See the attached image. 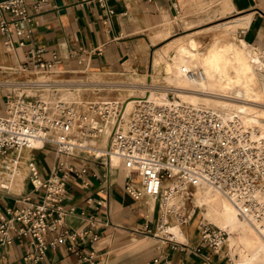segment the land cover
I'll list each match as a JSON object with an SVG mask.
<instances>
[{"label":"built area","instance_id":"built-area-1","mask_svg":"<svg viewBox=\"0 0 264 264\" xmlns=\"http://www.w3.org/2000/svg\"><path fill=\"white\" fill-rule=\"evenodd\" d=\"M107 0H97L108 16L114 11ZM49 0H0V35L6 52L14 46L23 48L22 59L16 65H1L7 73V83L0 91V162L11 151L40 149L50 146L55 163L45 177L33 161L28 159V179L33 192L40 193L35 202L23 207L7 208V217L0 218V245L9 244L14 236H26L32 246L22 259L24 264H38L46 250L65 239L96 233L87 227L68 231L64 217L76 213L66 204L67 182L71 174L83 177L88 160L104 156L101 162L108 167L111 157L117 158L125 173L124 191L134 200L156 201L157 217L154 227L145 222L134 232L155 236L168 243L171 249L201 254L203 249L219 254L227 245V232L204 219L197 223L194 243L176 239L169 228L189 221L193 214L190 203L193 188L205 182L219 191L245 220L264 222V197L257 192L264 189V140L257 129L244 122L237 113L228 116L199 104L166 98L157 102L139 97L132 109L124 114L121 105L101 103L70 95L74 87L60 77L55 63L57 56L44 57V49L33 41L31 20ZM179 9L178 4H174ZM264 53V52H261ZM189 78H202L198 67H181ZM65 80V81H64ZM64 85V86H63ZM110 125L108 145L103 154L85 148L91 140ZM94 149V147H92ZM74 162L79 164L76 169ZM7 166L0 163V175ZM135 173L137 180L130 179ZM100 189L107 194L111 184L109 171L102 175ZM27 196L25 200H29ZM90 200V198L88 199ZM99 204L102 200L98 201ZM83 214V210L78 211ZM93 224L92 216L88 218ZM181 230V229H180ZM47 233L53 236L45 239ZM230 262L227 251H223ZM83 256V259H89ZM207 264L209 256L204 253ZM168 264L157 256L150 264Z\"/></svg>","mask_w":264,"mask_h":264},{"label":"crops","instance_id":"crops-1","mask_svg":"<svg viewBox=\"0 0 264 264\" xmlns=\"http://www.w3.org/2000/svg\"><path fill=\"white\" fill-rule=\"evenodd\" d=\"M230 1L231 12L238 14L233 20L242 19L246 23L241 37L256 51L264 52V0ZM106 3L114 11L110 16L97 0H49L41 11L33 14V41L44 49L46 59L53 53L57 56L55 66L61 70L60 77L111 74L126 68L138 71L149 67V32L161 26L164 18L178 12L174 5L178 0H107ZM22 54L23 48L16 46L10 53L6 52L0 35L1 65H16ZM0 74L6 76L7 73L0 71ZM104 138L105 135L97 138L98 149H106L108 138ZM28 159H33L40 176L45 177L56 156L50 146H44L11 151L3 157L0 163L7 169L0 175V218L8 216L7 208L23 207L35 202L40 195L31 190L26 166ZM104 161L103 155L88 160L83 175L89 181L88 185L82 184L81 177L71 174L65 197L66 204L73 205L77 212L65 215L64 227L68 231L90 227L96 238L92 239L91 233L81 238H67L47 249L38 264H150L157 256H165L168 264H207L204 253L211 264H229L224 250L219 254L207 249L201 254L189 253L171 249L168 243L155 236L134 232V228H141L145 222L154 227L156 201L151 199L149 204L147 198L134 200L130 197L123 188L126 176L122 167L113 163L108 167L101 163ZM74 164L78 170L79 164ZM107 170L111 184L105 194L100 190L103 183L92 172L102 175ZM130 177L137 180L135 173ZM27 196H30L29 200H25ZM99 200H102L101 204ZM80 210L83 214L78 213ZM90 216L93 224H89ZM191 218L180 226V232L175 231L176 236L181 235L183 243L192 244L197 238L198 221H190ZM52 236L53 233H47L44 238ZM31 249L28 237L14 236L11 243L0 245V264H24L22 257ZM90 253L91 258H82Z\"/></svg>","mask_w":264,"mask_h":264},{"label":"bare ground","instance_id":"bare-ground-1","mask_svg":"<svg viewBox=\"0 0 264 264\" xmlns=\"http://www.w3.org/2000/svg\"><path fill=\"white\" fill-rule=\"evenodd\" d=\"M235 24L243 26L245 22L238 19L235 20ZM186 41L187 43L184 44L178 37L175 41L166 44L167 47H176L178 53L177 60L172 58V63H169L165 68L166 72L173 77L174 86L171 90L183 101L193 104L202 102L206 108L220 112L225 116L232 113L239 114L246 124L257 126L259 135L264 137V63L258 59L253 49L243 44L242 41H240V45L231 42L222 47L210 48L198 61L195 57L196 51H192L195 50L194 40L190 37ZM165 48H160L155 52L154 63L164 54ZM197 64L201 66L202 78H189L181 71L183 66L194 67L193 65ZM138 85L141 89L145 88V84L141 81L137 84L128 83L126 86L129 88L138 87ZM215 88L221 92L209 91V89ZM162 95L164 94L161 93L160 97L152 99L162 102ZM149 98L151 97L149 96ZM135 101V99L128 101L127 107L125 105L124 108V114L132 109L133 105L130 108L129 105ZM97 102L113 105L117 103L107 100ZM108 127L110 125L105 127V130ZM105 130L101 135L105 134ZM85 148L97 155L103 154L105 151L98 147L93 149L88 144ZM111 163L117 164V158L112 156ZM196 189V201L200 206H203L204 215H207L217 226L225 229L228 234H233V237L229 236L230 241L237 238L245 248L251 250V255L244 258L242 262L249 263L261 258L264 255V242L260 238V232L258 233L255 228L256 225H260L259 222L245 219L239 221L233 205L219 191L205 182H198ZM263 194L264 190H259L256 195L261 198L264 197Z\"/></svg>","mask_w":264,"mask_h":264},{"label":"rangeland","instance_id":"rangeland-1","mask_svg":"<svg viewBox=\"0 0 264 264\" xmlns=\"http://www.w3.org/2000/svg\"><path fill=\"white\" fill-rule=\"evenodd\" d=\"M178 4L179 9L177 13H174L168 18H164L161 26L149 32V40L151 43L149 49V67L147 66V68H141V70L138 71L126 68V70H120L111 74L87 73L66 78L67 81L74 87V91L71 92L70 95L73 96L74 92H76L77 96L84 100L115 101L117 102L116 105L118 107L120 105L123 107L125 104L127 107L129 100H136L139 97L149 98L150 96V99L160 97L161 93L164 94L161 98L163 100L166 98H171V100H183L171 90L174 86L172 82L173 77L165 70L166 66L169 63H172V58L176 60L178 58L176 47H167L166 44L168 45L169 42H172L173 40L175 41L178 37L182 39V43L184 44L187 43L186 39L190 37L194 40L195 50H191L194 52L196 51L195 57L198 61H200L204 54L212 47H222L231 42H234L236 45H240V41H242L243 44L252 48L257 54L258 59L264 63V53L256 51L253 46L248 44L241 37L242 30L244 29L243 26H245L246 23L243 26L235 24V20L233 19L236 18L238 14L231 12L232 3L230 0H178ZM160 48H165V52L159 60L154 63L153 58L155 52ZM193 66L198 68L201 67L200 64ZM1 75L2 74H0V91L4 89L3 85L7 83L5 77ZM140 81L145 84V88L141 89L139 85L138 87L134 86L129 88L126 86L128 83L137 84ZM209 91L217 93L221 92L218 88L209 89ZM72 98L76 97L73 96ZM132 103L134 102H131L129 108L133 105ZM197 104L203 107L205 106L202 102H198ZM257 108H259V105H257ZM252 126L257 129V133L259 134L257 126ZM109 128L110 127L105 130L104 140L107 137ZM100 137L101 134H99L97 138ZM97 138L91 140L88 145L94 148L97 147ZM262 138L264 140V137ZM130 179H132V177H130ZM196 188L197 185L193 188V200L190 203V207L194 209L190 221L196 220L197 222L200 219H204L212 225L217 226L207 215H204L203 206H200L197 203ZM148 200V203L150 204L151 199ZM237 218L239 221L244 220L238 216ZM259 224L260 225H256L255 228H257L258 233L260 232V238L264 242V222ZM169 230L174 234H176L175 231L177 230L179 232L181 231L178 227H171ZM180 236L181 235H175V237H177L176 239L179 241L183 240ZM229 236L233 237V234L227 233V245L222 248L229 254V264H264V255L261 258L252 260L249 263L242 262L244 258L251 255V250L249 248H245L237 238L230 241L231 239L229 240Z\"/></svg>","mask_w":264,"mask_h":264}]
</instances>
